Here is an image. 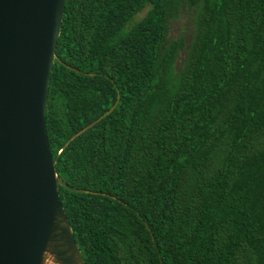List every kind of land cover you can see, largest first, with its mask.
Returning a JSON list of instances; mask_svg holds the SVG:
<instances>
[{
  "label": "trees",
  "instance_id": "16d2710c",
  "mask_svg": "<svg viewBox=\"0 0 264 264\" xmlns=\"http://www.w3.org/2000/svg\"><path fill=\"white\" fill-rule=\"evenodd\" d=\"M56 51L46 123L86 264H264V0H67Z\"/></svg>",
  "mask_w": 264,
  "mask_h": 264
},
{
  "label": "water",
  "instance_id": "95a60500",
  "mask_svg": "<svg viewBox=\"0 0 264 264\" xmlns=\"http://www.w3.org/2000/svg\"><path fill=\"white\" fill-rule=\"evenodd\" d=\"M67 0H0V264H86L46 114ZM117 103L93 123L109 115Z\"/></svg>",
  "mask_w": 264,
  "mask_h": 264
},
{
  "label": "rangeland",
  "instance_id": "374dc122",
  "mask_svg": "<svg viewBox=\"0 0 264 264\" xmlns=\"http://www.w3.org/2000/svg\"><path fill=\"white\" fill-rule=\"evenodd\" d=\"M146 13V10L139 13L136 17V19H140L144 16ZM191 16L189 17L186 14H180L177 18L172 19L170 23V31H169V39L171 41H174L178 39L179 37H182L186 43V47L189 46L195 30V24L191 21ZM185 54L180 53L179 60H178V66L181 64L182 60L184 59Z\"/></svg>",
  "mask_w": 264,
  "mask_h": 264
}]
</instances>
